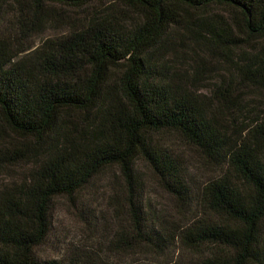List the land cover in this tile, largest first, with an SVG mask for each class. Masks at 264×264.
Segmentation results:
<instances>
[{
  "label": "trees",
  "instance_id": "obj_1",
  "mask_svg": "<svg viewBox=\"0 0 264 264\" xmlns=\"http://www.w3.org/2000/svg\"><path fill=\"white\" fill-rule=\"evenodd\" d=\"M104 1L35 3L84 8ZM116 1L137 9L142 21L129 26L113 13L92 15L27 54L0 39V173L30 165L25 176L0 184V264H64L37 253L51 231L55 198L74 197L111 166L131 193L133 228L122 238L166 240L135 196L139 158L169 192L189 190L184 167L154 138L164 131L178 132L222 169L200 192L205 216L181 234L190 248L213 247L193 264H264V115L238 133L224 115L239 106L240 84L264 88V46L210 95L200 94L197 79L173 76L162 58L185 10L213 5L229 15L205 22L199 41L230 51L264 40V0ZM7 130L21 141H7Z\"/></svg>",
  "mask_w": 264,
  "mask_h": 264
},
{
  "label": "rangeland",
  "instance_id": "obj_2",
  "mask_svg": "<svg viewBox=\"0 0 264 264\" xmlns=\"http://www.w3.org/2000/svg\"><path fill=\"white\" fill-rule=\"evenodd\" d=\"M111 13L129 26L143 19L137 9L116 0L94 2L84 8L56 3L37 5L35 0H0V39L10 41L18 49H27V54L47 38L69 32L92 15ZM184 14L183 24L170 31L162 58L173 76L194 83L197 79L195 87L200 94L210 95L225 75H236L238 68L254 60L264 46V40L249 39L226 51L199 41L205 33L203 24L217 16L227 18L228 8L213 5L185 10ZM239 88V106L224 114L229 128L236 133L264 115V88L257 84H240ZM154 138L184 167L189 187L184 195L171 193L144 159L136 162L135 196L143 204V217L149 226L161 230L166 240L130 243L122 238L133 228L131 193L121 169L111 166L74 197L55 198L51 231L37 248L40 257L63 260L64 264H193L209 255L213 247L190 248L181 234L205 216L200 192L206 183L222 174V169L178 132L164 131ZM6 140L21 141L8 130ZM29 168L23 163L7 169L0 173V184L20 179ZM73 259L78 262H68Z\"/></svg>",
  "mask_w": 264,
  "mask_h": 264
}]
</instances>
